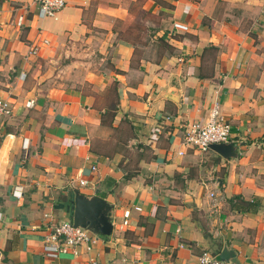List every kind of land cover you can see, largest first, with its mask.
Instances as JSON below:
<instances>
[{
	"label": "crops",
	"instance_id": "crops-1",
	"mask_svg": "<svg viewBox=\"0 0 264 264\" xmlns=\"http://www.w3.org/2000/svg\"><path fill=\"white\" fill-rule=\"evenodd\" d=\"M37 1L0 0V264H197L224 247L264 264V0H67L56 19ZM216 102L236 157L183 145ZM75 190L114 205L112 234L47 257Z\"/></svg>",
	"mask_w": 264,
	"mask_h": 264
},
{
	"label": "built area",
	"instance_id": "built-area-1",
	"mask_svg": "<svg viewBox=\"0 0 264 264\" xmlns=\"http://www.w3.org/2000/svg\"><path fill=\"white\" fill-rule=\"evenodd\" d=\"M39 18L56 19L58 14L66 7L67 0H38ZM47 44V41H44ZM38 52L37 47H32L28 56H34ZM219 104L216 102L212 106L209 117L202 123L189 124L184 132L183 145L197 150L200 154L209 152L210 146L214 144H232L231 129L229 123L220 113ZM12 108L8 101L0 100V126L3 120L11 115ZM25 147V146H24ZM179 154H183L180 152ZM239 155V153H237ZM95 170V167L92 168ZM81 186L86 185L85 181H80ZM214 198L213 194H210ZM140 211L139 207L134 208ZM131 211L125 209L121 213V221L116 224L119 230L129 226ZM99 239L98 235L91 231L75 227L72 221H63L51 227L50 233L44 237V254L47 257L56 258L59 255H78V250L82 246ZM197 264H226L219 261L208 252H203L197 260Z\"/></svg>",
	"mask_w": 264,
	"mask_h": 264
},
{
	"label": "water",
	"instance_id": "water-1",
	"mask_svg": "<svg viewBox=\"0 0 264 264\" xmlns=\"http://www.w3.org/2000/svg\"><path fill=\"white\" fill-rule=\"evenodd\" d=\"M210 149L221 157L228 159L236 157L235 148L230 144H214ZM98 190L92 196L74 191V208L72 223L101 237H110L113 231L112 214L114 205L97 196ZM226 264H238L236 254L224 247L217 258Z\"/></svg>",
	"mask_w": 264,
	"mask_h": 264
},
{
	"label": "rangeland",
	"instance_id": "rangeland-1",
	"mask_svg": "<svg viewBox=\"0 0 264 264\" xmlns=\"http://www.w3.org/2000/svg\"><path fill=\"white\" fill-rule=\"evenodd\" d=\"M131 0H129L130 2ZM141 0H137L135 3H134V6H133V2H131L130 4L132 5L130 7V10L133 9V12L134 14H138L140 13V3ZM147 19H149L148 17H143V18H138L136 16L135 18V23L133 26H135L133 29L130 30V35L132 37V40L135 42V43H146L148 44V42L150 43L151 42V39H153L155 33L152 31V29L150 31L146 30V27L142 26L141 24H146L144 23V21H146ZM150 20V19H149Z\"/></svg>",
	"mask_w": 264,
	"mask_h": 264
},
{
	"label": "trees",
	"instance_id": "trees-1",
	"mask_svg": "<svg viewBox=\"0 0 264 264\" xmlns=\"http://www.w3.org/2000/svg\"><path fill=\"white\" fill-rule=\"evenodd\" d=\"M160 44H161V47L164 48V49L170 48V46L168 45V43L167 42H164L163 40H161ZM235 153H236V150H235ZM100 196L103 198L104 197V194H101Z\"/></svg>",
	"mask_w": 264,
	"mask_h": 264
}]
</instances>
